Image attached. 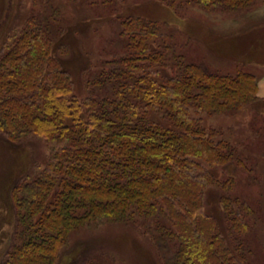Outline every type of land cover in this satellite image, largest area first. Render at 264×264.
<instances>
[{
  "label": "trees",
  "instance_id": "obj_1",
  "mask_svg": "<svg viewBox=\"0 0 264 264\" xmlns=\"http://www.w3.org/2000/svg\"><path fill=\"white\" fill-rule=\"evenodd\" d=\"M166 1L237 12L256 0ZM40 2L44 10L0 49V135L11 144L35 136L49 151L12 186L16 241L0 264H57L74 231L141 218L173 243L168 264H254L249 202L221 196L226 233L206 210L207 187L228 190L233 183H221L206 167L244 164L236 146L204 127L200 115H234L264 102L258 75L238 64L226 74L207 71L174 46L160 47L157 23L125 17L115 32L121 53L89 73L86 94L78 95L64 67L67 46L54 43L63 31L61 10L54 0Z\"/></svg>",
  "mask_w": 264,
  "mask_h": 264
},
{
  "label": "rangeland",
  "instance_id": "obj_2",
  "mask_svg": "<svg viewBox=\"0 0 264 264\" xmlns=\"http://www.w3.org/2000/svg\"><path fill=\"white\" fill-rule=\"evenodd\" d=\"M54 1L61 10L63 27L54 43L56 47L67 46L64 67L72 73L78 95L86 94L89 73L100 71V63L111 60L115 50L121 53L115 32L120 29L119 19L125 17L157 23L164 34L160 47L174 46L177 54L202 64L207 71L226 74L234 72L238 64L256 75L264 73V51L257 50L264 38V0L237 12L208 11L183 2L170 6L166 0H122L110 6L93 4L96 0ZM42 4L40 0H0V49L29 16L44 10ZM212 39L237 43L228 52L212 46ZM200 118L204 127L222 131L223 139L236 146L244 164L235 161L206 167L221 183L233 180L228 190L218 185L207 187L206 210L226 233L221 196L225 193L247 200L255 212L247 239L257 251L254 264H264V102L250 104L234 115L203 113ZM48 153L44 141L35 136L11 144L0 135V261L16 241L12 186L33 174ZM152 224L143 218L138 222L103 220L80 228L69 235L57 264H168V248L173 243L161 237Z\"/></svg>",
  "mask_w": 264,
  "mask_h": 264
},
{
  "label": "bare ground",
  "instance_id": "obj_3",
  "mask_svg": "<svg viewBox=\"0 0 264 264\" xmlns=\"http://www.w3.org/2000/svg\"><path fill=\"white\" fill-rule=\"evenodd\" d=\"M212 46L218 47L222 51H232L236 46V41L232 39H224L223 41H219L217 39H212ZM257 50L264 51V38L260 45L257 47ZM264 58V57H263Z\"/></svg>",
  "mask_w": 264,
  "mask_h": 264
},
{
  "label": "crops",
  "instance_id": "obj_4",
  "mask_svg": "<svg viewBox=\"0 0 264 264\" xmlns=\"http://www.w3.org/2000/svg\"><path fill=\"white\" fill-rule=\"evenodd\" d=\"M259 77L258 80V97L261 99H264V73L263 74H257Z\"/></svg>",
  "mask_w": 264,
  "mask_h": 264
}]
</instances>
